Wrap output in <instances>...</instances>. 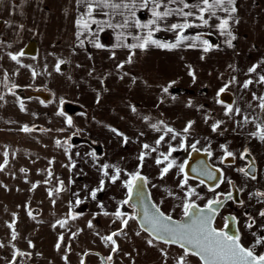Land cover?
<instances>
[{
    "label": "crops",
    "instance_id": "0c3cea01",
    "mask_svg": "<svg viewBox=\"0 0 264 264\" xmlns=\"http://www.w3.org/2000/svg\"><path fill=\"white\" fill-rule=\"evenodd\" d=\"M92 2L94 10L88 17L86 0H0V96H3L0 99V164L4 163V152L8 153V163L0 170V244L3 245L0 247V264H81V260L84 264H108L106 258L109 255L113 257L109 264H139L141 260L149 264H176V257L182 254V249L158 240L149 245L147 241L152 237L136 220L130 219L123 233L114 237L117 252H111V244L106 245L101 239L119 232L121 219L132 216L130 209L120 203L128 196L124 181L139 171L147 179L152 201L162 212L179 218L188 186L196 189L199 198L194 195L192 199L197 204L207 196L230 188L235 165L229 160L232 157L221 163L224 155L221 145H225L236 158L237 151L241 150L237 149L236 135L252 136L251 133L257 130L256 124L264 122V110L260 109L259 100L253 99V93L257 97L264 95V84L257 82L259 76L264 75V0H235L237 11L230 21V31L235 37L231 41L232 47L227 43L231 38L216 27L219 23L216 17L209 19L208 25H202L193 16L188 18L193 26L185 29L183 35L199 36V40H185L174 49L150 45L144 50L123 45L139 43L136 37L147 34L148 29L135 27L134 21L139 19L144 23L151 19L150 8L137 6L135 17L129 16L126 9L116 10L124 12L121 16L113 14V9L97 6L95 0ZM113 2L119 3L120 0ZM185 2L194 4L198 0ZM164 4L167 0H162L161 11ZM167 6L182 7L178 3ZM217 16L224 18L226 13L217 10ZM81 17L88 21L87 29L76 23ZM125 18L129 20L128 27H109V24H123ZM183 22L184 18L178 15L158 22L160 30L153 32V39L176 42V32L168 29L173 23ZM128 37L132 39L128 41ZM203 40L213 45L207 53L203 51ZM30 41L36 43L34 54L24 52L19 57L20 64L9 58V52L23 51ZM97 43L103 47L97 48ZM118 44L122 46L117 47ZM193 44L196 46H189ZM129 55L133 57L132 62L126 63ZM61 60L65 63L57 72L56 64ZM142 65L153 68L149 70L150 75L160 67L164 74H157L155 79L164 77L161 82L166 86L175 80L172 86L180 87H174L175 91L171 89L162 99H171L165 106L161 105L166 107L165 117L169 119L158 120L154 118L155 112L148 111L144 116L147 127L141 130L139 118L134 117L136 111H132L135 108L133 100L139 99V95L132 93L131 97L129 92L124 96L111 94V87L124 83L130 86L134 77L133 85L136 84L135 89L139 90L146 79L139 74ZM253 65H257V71L249 73L248 69ZM189 66L195 81L188 75ZM150 75L147 73L146 76ZM233 77L235 82H232ZM248 79L253 83L244 89L242 85ZM89 83H102L110 86V90L95 91L100 93L97 102L96 95L86 94L92 92V87L89 90L83 88ZM225 84L227 89L218 96ZM13 85L45 92L50 97L46 100L34 94L20 96L13 90ZM141 95L144 99L149 98ZM21 101L24 111L20 109ZM229 106L241 111L226 114ZM60 111L64 115H58ZM109 116L112 117L111 123L106 121ZM67 117L72 119L71 126L66 123ZM134 118L138 119L136 123ZM189 121L194 123L185 134L183 129ZM216 121L221 124L213 132L211 125ZM153 124L160 130L153 129ZM25 125L33 131H21ZM165 126L179 134L175 140L172 133H165ZM113 128L117 132H113ZM161 135L165 139L156 145ZM124 137L128 138L127 142ZM77 138H86L89 142H76ZM182 140L184 148L179 147ZM197 141L200 152H205V148L212 152L211 156L207 155L208 163L221 170L226 178L219 181V187H213L214 191H209L207 184H201L202 179L195 176H188V185L182 189L179 185L185 172L181 173L177 166L160 177V171L167 163L184 164L192 150L190 145ZM144 144L149 148L144 149ZM169 145L176 151L168 161L157 165L156 159H163L161 153L167 154ZM152 148L156 151H151ZM93 152L95 156L90 155ZM141 152L146 154L143 162L139 160ZM239 160L241 167L243 162ZM105 164L111 166L106 169L109 176L103 175ZM115 168L121 172L113 183L110 176L115 173ZM257 171L261 172L258 163ZM101 179L104 180V189L93 200L90 193L99 187ZM33 184L37 185L36 188H32ZM260 186L264 188V184ZM58 188L61 191L57 192ZM77 198L83 203L77 205ZM117 208L126 214L125 217H115ZM73 215L77 216L75 220L71 219ZM90 220L91 228L88 227ZM57 221L67 223L61 227ZM10 223L12 228L8 227ZM13 231L17 234L15 240L12 239ZM58 242L59 249L56 247ZM161 249L167 252L166 258ZM101 257L105 262H101ZM187 259L188 264H201L194 256Z\"/></svg>",
    "mask_w": 264,
    "mask_h": 264
},
{
    "label": "snow or ice",
    "instance_id": "6c2138e0",
    "mask_svg": "<svg viewBox=\"0 0 264 264\" xmlns=\"http://www.w3.org/2000/svg\"><path fill=\"white\" fill-rule=\"evenodd\" d=\"M87 2V12L86 15L88 17L92 16V12L94 10V5L92 0H86ZM95 3L97 6L102 5L103 7L113 9V14H119L121 16L124 15V12L116 11L120 9H126L128 10V15L131 17L136 16L135 9L137 6H139L141 9H149L151 11V19H149L147 22L142 23L139 19H136L134 21V26L141 29H148L147 34L143 37H136V39L139 41V43H133L129 45H123L130 49H136L139 48L141 50L146 49L150 45H154L159 48H166V49H174L179 46H181L182 42L185 40H199L200 37H188L186 35H183V32L185 29L192 27L193 24L189 22L188 18L195 16L197 20L200 21L202 25H208L209 19L212 17H216L219 20V23L216 25V27L221 31L222 34L227 35L231 39L227 41L228 46L232 47V39H235V37L232 35V32L230 31V21L234 19V15L237 11L235 6V0H198L197 3L189 4L185 2V0H167V4L163 5V10L161 11L162 7V0H139V5H137V0H120L119 3L113 2V0H95ZM180 4L182 7L177 8H169L168 4ZM184 9H188V11H185ZM193 9L198 12V15L196 12L193 11ZM217 10L223 11L226 13V17L220 18L217 16ZM207 14V18H206ZM172 15H178L182 16L184 18L183 23H173L170 25L169 31H175L176 32V42L174 43H165L161 42L159 40L153 39V32L160 30V25L158 22L164 21L167 17ZM95 22V21H93ZM78 26L83 27L84 29L88 28V21L85 20L83 17L78 19L76 21ZM129 26V20L127 18L124 19L123 24H116L112 25L109 24V27H116V28H123ZM199 26V25H197ZM21 28L23 25L20 26ZM102 30V29H101ZM79 35V32L77 33ZM119 39V36L117 37ZM202 44L204 45L203 51L207 53L213 48V45L208 40H203ZM97 48L103 47L102 44L97 43L95 45ZM117 47H120L122 45H116ZM190 47H195L196 45H189ZM24 52L21 51L17 54H12L11 52L8 53V56L11 60L15 61L17 64H20V56H23ZM203 58V57H202ZM132 55H129L128 61L126 63L132 62ZM65 63V61L61 60L58 61L56 64V71L59 72L61 70L60 66L61 64ZM27 67V66H25ZM118 67H123V65H118ZM189 72L188 75L192 77L193 81H195L196 77L194 73L191 71V66H189ZM257 71V65H253L248 69L249 73H255ZM36 73L33 72V76H35ZM127 75V74H126ZM7 76V74H5ZM133 82H135V78L133 77ZM232 82H235V77H233ZM258 83L264 84V75H260L258 78ZM175 81H172L168 87L163 88V92L167 93L169 90V87L174 84ZM253 83L252 79L245 80L242 87L244 89H248L249 85ZM13 87H16L13 85ZM228 85L225 84L224 87H222L217 95L219 96L220 93H223L225 89H227ZM11 91V89H10ZM0 99H3V96H0ZM253 99L259 100V107L260 109L264 110V95L257 97L255 93H253ZM97 102H99V95L97 96ZM43 103V101H41ZM63 103V101H61ZM189 104H191V101H189ZM20 109L21 111H24V104L21 101L20 103ZM132 111H136L135 108L132 109ZM233 111L240 112L241 109L236 108L233 109L231 106H229L226 109V114L232 113ZM58 115H64L62 111L57 113ZM83 115V113H81ZM147 119V118H145ZM245 123L248 122L247 117H245ZM66 123L71 126L72 119L71 117H67ZM163 123V122H161ZM193 121H189L188 124L184 127L183 132L185 134L189 133L190 129L192 128ZM221 122L216 121L211 125V130L213 132H216L217 129L220 127ZM153 129H156L159 131L160 129L157 128L156 124L151 125ZM256 131L251 133L253 137H257L259 140L264 141V122L256 124ZM113 132H117L116 129H111ZM21 131L28 133L33 131L32 128H29L27 125H25ZM61 131H63L61 129ZM165 133H172V139L175 140L176 136L179 135L175 132V130L171 127L165 126L164 128ZM118 135H122L120 133H117ZM127 137H124L125 142H127ZM165 136L161 135L159 139L156 140V145H160L162 141H164ZM57 145H60V141H56ZM197 141L196 143H193L190 145L193 151H199L197 148ZM180 148H184L185 144L183 140L181 141ZM144 149H148L149 145L144 144ZM221 148L224 149V155L221 157V163L224 162L225 158L233 157L234 153L227 150V147L225 145H221ZM151 151L155 152L156 148H152ZM176 151V148H173L171 145H169L168 153L164 154L161 153V156L163 159L157 158L156 164L161 165L165 161L169 160V157L171 156L172 152ZM205 152L209 156L212 155V152L205 148ZM248 153V149L246 148L243 153H241V159L244 158L245 154ZM4 163L0 164V170H3L4 166L8 163L7 151L4 152ZM90 155L95 156V152L90 153ZM145 153L141 152L139 156V160L143 162L145 159ZM187 161H185V164ZM173 166L179 167V170L181 173H184V164L181 165H175V161H171L164 166L160 171V177L163 178L170 169L173 168ZM111 167L108 164L103 165V175L109 176L108 169ZM251 168V166H249ZM21 171H25V169H21ZM195 171V169H193ZM216 171L220 172V176L218 179L223 182L226 178L224 177V174L221 170L217 169ZM237 171L242 172L246 177H249L250 173L248 171H245L244 168H240ZM254 171V169H252ZM121 170L119 168H115V173L110 176V180L115 183L119 177H120ZM202 175H206L208 179H217L215 172L210 170H204L201 173ZM49 175H51V172H49ZM251 179L255 180L256 176L251 175ZM188 175L185 173L184 178L180 181V187L183 189L188 185ZM139 182H143L144 184H147L146 177L142 176L139 171H136L135 173L130 174L129 179L124 181L125 187L128 189V196L123 200L120 201L121 204H129L132 193L134 189L138 188ZM204 180H200L201 184H204ZM62 183V182H61ZM231 183V181H229ZM36 184L32 185V188H36ZM216 187H219L217 184ZM104 189V180L101 179L100 185L98 188L93 189L90 193L91 198L93 200L96 199L97 193L102 191ZM57 192L61 191V189H57ZM209 191H214L213 188H209ZM171 195V193H169ZM49 195H52V192H49ZM137 195L139 196L140 203L142 205V217H141V227L143 231L147 232L152 239H149L147 242L149 245H153V240L162 241L164 244L168 245H178L180 249H182V254L178 255L176 257V264H188V257L194 256L198 257L199 260L202 262V264H264V253H261L259 255L256 254L255 249L257 246H264V235H257L256 232H252L254 239V243L250 247H245L241 243V233L237 229L234 233H230L229 231H226V229H229L230 226H235L238 223L236 216H226L224 217L225 223L224 227L221 229H217L212 226V222L215 219L216 215L218 214L219 210L224 207V200H233V195L231 192H228L224 195V200L220 199L221 194H216V198L209 199L207 203L200 207L196 204L195 200L192 199V197L196 194V189L192 188L190 186L187 187V190L185 192V198L183 200V216L187 218L186 222H180L176 221L172 218L171 215H166L164 212L160 210V208L156 204H151L150 206L144 203V198L142 195H140L139 191H137ZM251 196H255L258 198V203L264 202V192L257 191L255 193L250 194ZM197 198L199 196L197 195ZM83 203L79 198L76 199V204L79 205ZM240 204H243V201H239ZM71 204V202H70ZM102 207V205H101ZM135 207V205H133ZM71 211V206H70ZM105 215H108L107 212L104 213ZM15 215V214H13ZM32 213L29 212V216H31ZM115 217L117 219H121L122 217H125V213H122L119 208H117L116 212L114 213ZM259 217L264 218V209H261L258 213ZM77 218L76 215L71 216V219L75 220ZM135 220L136 215H132L128 218L121 219L122 228L119 232H113L111 235L103 236L101 239L106 243L111 244V252L115 253L118 251V245L114 237L121 235L123 233L124 227H126L129 223V220ZM248 222H246L245 227L249 230L253 228L254 225H256L255 218L248 216ZM14 223V221H13ZM58 224L61 225V227L64 226V224L67 223V221H57ZM92 221L90 220L88 222V227L91 228ZM9 228L13 227V224L8 225ZM16 232L13 231L12 233V239H16ZM75 235V233L73 234ZM139 235V232L137 233ZM60 239L62 240L63 237L61 236ZM29 246H31V242H29ZM60 243L58 242L56 247L60 248ZM0 247H3L2 244H0ZM161 254L166 258L167 252L164 249H161ZM87 254V253H86ZM20 255H26L25 253H20ZM112 256L109 255L106 259L108 261L112 260ZM13 259H15V254L13 256ZM81 264H84V261L81 260Z\"/></svg>",
    "mask_w": 264,
    "mask_h": 264
},
{
    "label": "rangeland",
    "instance_id": "374dc122",
    "mask_svg": "<svg viewBox=\"0 0 264 264\" xmlns=\"http://www.w3.org/2000/svg\"><path fill=\"white\" fill-rule=\"evenodd\" d=\"M127 39H128V41H130L132 38L128 37ZM142 55H143V52H142ZM152 69L153 68L149 69L147 65L146 66L142 65L140 67L139 74L140 75L142 74V77H145L146 79H144L142 81V83L140 84L139 90L135 89L136 84L133 85V81H131L130 86H128V83H124V84L116 85L115 86L116 88L111 87V94H117L120 96L121 95L124 96L126 94V92H129L128 93L129 96H131L132 93H134L135 95L136 94L139 95V99L137 98V99L133 100V105L136 109V113L134 114V117L139 118V120L136 118H134V120H135V123L138 120V126L141 128V130H142V128L147 127V121L144 120L145 119L144 116L147 115L148 111L151 113L155 112L154 118H156L158 120H160V118H165V120L169 119L168 117H165V108L166 107L161 106L162 104L165 106V104H168V100H171V99L162 100L165 96V92H163V88L168 87L169 84L167 86L163 85L164 82H161V81L164 80L163 79L164 77L163 78L158 77V79H155L157 74H158V76H159V74L161 76H163V74H164L163 69H161L160 67H157L155 70L156 73L150 75L149 70H152ZM126 71L131 73V71H129V70H126ZM147 73H149L150 76H146ZM179 79H180V76H179ZM171 81H175V80H171ZM149 82H151V84H149ZM89 84L90 85H84V87H83V88H85V90H89L88 88L92 87V89H91L92 92L86 93L88 96L89 95H96V97H97L100 93H97V92L95 93V91H97V90L99 91V89L104 88L108 91L110 90V86L106 87L102 83H98V84L97 83H95V84L89 83ZM174 87L179 88L180 86L179 85L171 86V87H169L170 89L168 91H171V89H172V91H175ZM31 92H37V91H31ZM77 93L80 94L79 91H77ZM141 94H143L149 98L144 99V97H142ZM113 98H115V96ZM161 101H162V103H160ZM172 104H175V102H172ZM78 109L82 110V107L78 106ZM108 111L113 112V110H111L110 108H108ZM124 114L127 115L126 113H124ZM107 120L111 123L112 117L109 116L106 119V121ZM236 144L238 147L237 149H241V150L237 151V153H236V159L237 160L233 163L235 165V177H234V180H232V182L234 185H236L240 189V196L242 197V201L244 203L235 206L234 209L238 213L237 215H239L241 217L240 224H239V228H240L241 234H242L241 242L244 245H252L254 243V239H255V237H253V235H252V232H256L257 235H264V218H261L258 215L259 211L261 209H264V206H263L264 202L259 204L257 202L258 198L250 195V194L255 193L257 191L264 192V188L262 186H260V185L264 184V141L259 140L257 137L246 136L243 134H237L236 135ZM246 148L248 149V153H251L253 155V157L256 161V164L258 163V165H259V170H261V172H260L261 174L257 171V175H256L255 180L251 179L250 177H246L242 172L237 171L238 169L241 168L239 166L240 165L239 158H240L241 151L244 152V150ZM261 183H263V184H261ZM206 192H208V191H206ZM210 198H211V196L210 197L207 196L204 198V201L199 200V204L200 205L204 204ZM125 206L127 207V209H130V212L132 215L133 210H132L130 204H125ZM229 208H230L229 206H226L224 208V210H227ZM174 215H178V214H174ZM180 215H178V217ZM248 216H251L253 218H255V217L257 218V220H256L257 223H256V225L253 226V228L251 230H249L245 227L246 222H248V219H247ZM215 225L217 227H219L221 225L220 219L216 220ZM175 246H178V245H175ZM261 251H262V253H264V246H262ZM101 262L103 263L102 259H101ZM109 262L110 261L107 260L108 264H109ZM139 264H149V262L147 261L146 263L145 262L143 263V261L141 260L139 262Z\"/></svg>",
    "mask_w": 264,
    "mask_h": 264
},
{
    "label": "water",
    "instance_id": "95a60500",
    "mask_svg": "<svg viewBox=\"0 0 264 264\" xmlns=\"http://www.w3.org/2000/svg\"><path fill=\"white\" fill-rule=\"evenodd\" d=\"M23 52L27 53V54H34L36 52V43L35 41H30L26 44L25 48L23 49ZM31 94L33 95H37L40 96L43 99H48L50 97V95L48 93L45 92H31ZM76 142H89L88 139L86 138H77ZM207 153L206 152H200V151H193L191 150L188 155H187V163H184V172L188 175V176H195L198 177L202 180L205 181V183L207 184V186L210 188L215 187L218 183H219V179L218 177L220 176V172L216 171L218 168L210 165L208 163V159H207ZM229 160L231 161L232 158H229ZM251 166V168L249 167ZM193 169H195V171H193ZM252 169H254V171H252ZM204 170H210L215 172V175L217 177V179H211L210 182L204 177V175L199 173H202V171ZM245 171H248L250 173V175H255V171H256V165L254 163V161H251L245 168ZM137 191H139L140 195L143 196L144 198V203L147 205H151L154 202L152 201L147 186L146 184H144L143 182H139L138 184V188L133 190L132 193V197L131 200L129 202L130 206L133 207V205H135L134 211H133V215H136V221L138 223V225L141 227V217H142V205L140 203L139 200V196L137 195ZM224 200V198L222 199ZM226 201V200H224ZM155 204V203H154ZM202 207V206H200ZM167 215V214H166ZM225 216H232L231 214H227ZM174 220L176 221H180V222H186L187 218L182 216L181 218H174L172 217ZM214 221L212 222V226H214ZM216 228V227H215ZM234 228L236 229V226H234ZM147 233V232H146ZM102 258V257H101ZM102 260L105 262L104 258H102ZM202 263V262H201Z\"/></svg>",
    "mask_w": 264,
    "mask_h": 264
},
{
    "label": "flooded vegetation",
    "instance_id": "af4514ba",
    "mask_svg": "<svg viewBox=\"0 0 264 264\" xmlns=\"http://www.w3.org/2000/svg\"><path fill=\"white\" fill-rule=\"evenodd\" d=\"M243 153V152H242ZM240 159H241V154H240ZM236 161V158H234V157H232V160H231V162L232 163H234ZM241 161L243 162V164L241 165V168H246V166L251 162V161H254V163H255V165H256V171H255V176L257 175V164H256V161H255V159H254V157H253V155L250 153V155L249 154H245V156H244V158L243 159H241ZM201 173H199V175H200ZM251 175H249V177H250ZM204 177L210 182V180L211 179H208V177L206 176V175H204ZM228 192H231L232 193V195H233V200H226V201H224V207H222L220 210H219V212H218V214L216 215V217H215V221H214V226L217 228V229H221V228H223L224 227V223H225V220H224V217H226L225 215H227V214H231L232 216H236L237 217V220H238V223L235 225L236 226V229L234 228V226H230V228L229 229H226V231H229L230 233H234L237 229L240 231V233H241V230H240V228H239V224H240V219H241V217L239 216V215H237L238 213L235 211V209H234V207L235 206H237V205H239L240 203H239V201H242V198H241V196H240V189L236 186V185H234V184H232L231 186H230V188H228L225 192H223V193H217V194H221L220 195V199H223L224 198V195L223 194H226V193H228ZM214 198H216V194H214V195H212L211 196V198L210 199H214ZM209 200V199H208ZM207 200V201H208ZM207 201L204 203V204H202V205H200V204H197V205H199V206H204L206 203H207ZM226 206H229L230 208L229 209H227V210H224V208L226 207ZM132 208V210L134 211V208L133 207H131ZM183 216V214L181 215V217ZM180 217V218H181ZM217 219H220V221H221V225L219 226V227H217L216 225H215V222H216V220ZM241 236H242V234H241ZM242 243V242H241ZM244 245V244H243ZM245 247H250L251 245H244ZM261 248H262V246H257L256 247V249H255V252H256V254L257 255H259V254H261L262 253V251H261ZM198 258V257H197ZM199 259V258H198ZM104 260H105V258H104ZM200 261V260H199ZM201 262V261H200ZM202 264V263H201Z\"/></svg>",
    "mask_w": 264,
    "mask_h": 264
},
{
    "label": "trees",
    "instance_id": "16d2710c",
    "mask_svg": "<svg viewBox=\"0 0 264 264\" xmlns=\"http://www.w3.org/2000/svg\"><path fill=\"white\" fill-rule=\"evenodd\" d=\"M16 93H18L20 96H28L31 95V91L29 88H23V87H15L13 89ZM133 215V212H132Z\"/></svg>",
    "mask_w": 264,
    "mask_h": 264
},
{
    "label": "bare ground",
    "instance_id": "6f19581e",
    "mask_svg": "<svg viewBox=\"0 0 264 264\" xmlns=\"http://www.w3.org/2000/svg\"><path fill=\"white\" fill-rule=\"evenodd\" d=\"M201 95V94H200ZM220 134V133H219ZM222 134V133H221Z\"/></svg>",
    "mask_w": 264,
    "mask_h": 264
}]
</instances>
